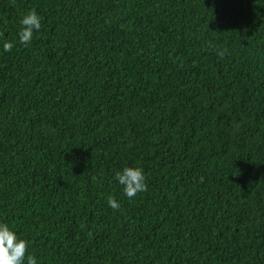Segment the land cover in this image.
Returning <instances> with one entry per match:
<instances>
[{
	"label": "trees",
	"instance_id": "obj_1",
	"mask_svg": "<svg viewBox=\"0 0 264 264\" xmlns=\"http://www.w3.org/2000/svg\"><path fill=\"white\" fill-rule=\"evenodd\" d=\"M0 34V223L37 264H264V0H0Z\"/></svg>",
	"mask_w": 264,
	"mask_h": 264
},
{
	"label": "clouds",
	"instance_id": "obj_2",
	"mask_svg": "<svg viewBox=\"0 0 264 264\" xmlns=\"http://www.w3.org/2000/svg\"><path fill=\"white\" fill-rule=\"evenodd\" d=\"M20 25L19 42L28 45L31 43L33 32L40 30L41 18L33 9L21 18ZM12 48L11 42L6 41L3 44L4 51H11ZM115 178L123 186L124 194L129 199L147 188L146 177L140 167H125L115 173ZM107 202L114 210L120 207L119 202L111 195L107 197ZM27 250L28 242L18 237L7 223H0V264H37L35 256L28 255Z\"/></svg>",
	"mask_w": 264,
	"mask_h": 264
}]
</instances>
